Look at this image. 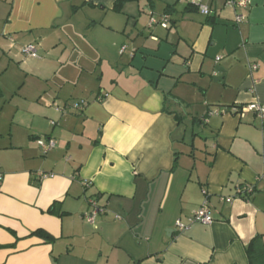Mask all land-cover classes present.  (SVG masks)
Here are the masks:
<instances>
[{
	"label": "crops",
	"instance_id": "obj_1",
	"mask_svg": "<svg viewBox=\"0 0 264 264\" xmlns=\"http://www.w3.org/2000/svg\"><path fill=\"white\" fill-rule=\"evenodd\" d=\"M227 1L206 0V17L187 0L121 13L115 0H0V75L14 64L39 90L20 95L33 99L17 122L23 138L0 145V264H249L250 241L264 247V128L252 112L217 113L264 108V0ZM55 83L64 109L49 103ZM52 107L56 122L38 119ZM195 107L189 121L211 139L201 165L176 149ZM39 139L55 148L43 154ZM54 202L63 215L46 214ZM203 205L213 222L188 225Z\"/></svg>",
	"mask_w": 264,
	"mask_h": 264
},
{
	"label": "rangeland",
	"instance_id": "obj_2",
	"mask_svg": "<svg viewBox=\"0 0 264 264\" xmlns=\"http://www.w3.org/2000/svg\"><path fill=\"white\" fill-rule=\"evenodd\" d=\"M3 63L4 61L0 63V72H2L1 68L3 66ZM30 81L31 80L29 78L26 79V75L23 72H21L17 68V66L14 64H10L9 69L7 70L6 74L0 75V89L2 92V98L0 99V145L8 144L14 132L19 134V136L22 138L25 134V130H21L17 128V124H18L17 122L20 116L22 115L21 117H23V114L25 113V111L31 106L33 99L20 97V95H23L24 93V94H27L28 96L34 97L33 95L35 94V91L37 92L39 91V90L33 91L31 87H30L31 90H29L28 85L30 84ZM55 84L50 85L48 89L47 97L51 99L53 98L52 100H49V103L52 106L53 104L52 102L54 101L56 102V105H59V108L64 109L63 108L64 105L62 104V102L57 101V99L67 96L66 95L67 88L66 87L62 88V87H59L58 84L56 85ZM24 85H25V89L22 90V92L20 93L19 91L21 87ZM58 92L60 94L59 96L58 95L56 96L55 94ZM61 100H63L64 102V100L66 99H61ZM74 102H75L74 100L73 101L67 100L65 102V105H67L68 109H72L71 106ZM40 107L42 109H46L43 103H40ZM195 108L197 111L191 110L189 115L187 116L185 114L183 115L186 121L184 123V128L186 129V134H185L186 143L185 144L187 147L184 148L183 146L181 147L179 144H176V149L180 152H183V150L187 152H192L194 154L193 161L197 165H201L203 161L205 160L204 154H205L206 148L204 147V145L206 144V140L208 141V144H209L211 142V139L205 138L207 136L205 135L206 134L205 127H200L199 125H196L197 122H195L194 124L193 123L191 124V122L189 121V119L193 117H197L195 112H198L199 114L197 118L200 117V114H201L200 111L197 109V107ZM52 110L54 111V107H52ZM54 113L55 111L52 112V111L42 110V112H40L38 115L39 116L38 119L47 121L45 118H48V120L51 119V121L56 122L55 117H50V116H54ZM24 118L29 119V120L33 119L31 117H24ZM192 134L195 136L192 137ZM191 138L193 139L196 138L195 142L194 140H191ZM67 264H73V263L68 262Z\"/></svg>",
	"mask_w": 264,
	"mask_h": 264
},
{
	"label": "built area",
	"instance_id": "obj_3",
	"mask_svg": "<svg viewBox=\"0 0 264 264\" xmlns=\"http://www.w3.org/2000/svg\"><path fill=\"white\" fill-rule=\"evenodd\" d=\"M205 1L206 0H187L188 3L195 6L198 9V11L201 15L207 17L211 14V11H210L209 6L205 3ZM226 4L229 6H232V8L237 9V10H246L250 6V0H228ZM242 20H243L242 16L236 15L234 23L238 25L242 22ZM166 24H167L166 20H164V19L161 20L160 25L162 27L166 28L167 27ZM124 50H125V47H123L121 49V52H123ZM23 53L27 57L37 58L36 50H35L34 46H32V45H28V46L24 47ZM84 104H85L84 101L74 102L72 104L71 108L74 109L75 111H80ZM241 110H242V112L240 111V113L239 114L237 113L236 115L241 117L244 112H252L257 117L260 118L261 126L264 127V108H262L261 106H259L257 104H250L248 107H245L244 109H241ZM230 111L236 112V108H230ZM224 112H228V109L217 111V113H224ZM51 125H53V123H51ZM37 145L43 154H47L49 151H51L55 148L56 144H55V141L52 139H46V140L39 139L37 141ZM0 179H1V176H0ZM261 180H264V170H263V176L261 177ZM251 191H252L251 186L240 188L238 190L239 197L242 195L249 194ZM99 212H100L99 209L93 203V210L89 213H86L84 217L88 223L92 224L94 221V218L96 217V215ZM187 221H188V225H191V224L209 225L213 222V219H212L206 205H203L201 208H199L198 210L191 213V215L187 218ZM175 226H176L177 230H179V231H183V230L187 229V225L182 224L180 222V220H177L175 222Z\"/></svg>",
	"mask_w": 264,
	"mask_h": 264
},
{
	"label": "trees",
	"instance_id": "obj_4",
	"mask_svg": "<svg viewBox=\"0 0 264 264\" xmlns=\"http://www.w3.org/2000/svg\"><path fill=\"white\" fill-rule=\"evenodd\" d=\"M139 1L141 0H115L112 10L115 13H121L123 10V7L126 4L137 3ZM1 98H2V92L0 89V99ZM231 108H236V112L230 111V108L228 109V112L233 113L235 115L237 113L239 114L242 109L237 106H233V107L231 106ZM224 110H227V109L225 108ZM175 164H176V161H175ZM242 198L245 200V197H242ZM46 214L51 215V216L63 215V212H61L60 210V203L54 202L49 207V209L46 211ZM31 235L43 237L45 239V242H51L53 240V237H51V235L45 233L42 230H37L33 232ZM261 239H262V236L258 235L254 239H252L250 243L245 247V252H246L249 264H264V247L262 246Z\"/></svg>",
	"mask_w": 264,
	"mask_h": 264
}]
</instances>
